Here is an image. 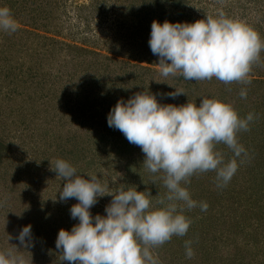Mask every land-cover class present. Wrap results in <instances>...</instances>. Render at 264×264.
<instances>
[{"label":"rangeland","instance_id":"1","mask_svg":"<svg viewBox=\"0 0 264 264\" xmlns=\"http://www.w3.org/2000/svg\"><path fill=\"white\" fill-rule=\"evenodd\" d=\"M3 6L10 8L17 30L0 31V249L19 248L16 237L31 225L32 246L20 249L23 255L32 264H68L55 241L60 229L70 231L78 223L70 217L77 201H59L63 181L50 170L57 158L71 162L78 174H97L113 189L120 174L117 184L147 189L153 201L166 193L162 180L152 183L162 174L146 170L141 149L107 124L117 100L144 89L161 104L199 106L201 98H218L241 118L253 113L244 144L264 151V52L251 84L225 85L215 78L162 77L148 44L153 20L192 23L217 10L264 38V0H0ZM174 88L186 95L167 96ZM242 138L239 133L243 145ZM218 148L226 161L232 157L226 146ZM260 154L255 160L242 156L223 188L216 186L215 172L191 177L186 187L192 199L207 202L208 209L185 213L192 221L187 234L155 250L161 264H264ZM111 199L98 198L93 216L105 215ZM187 240L195 253L191 259L185 255Z\"/></svg>","mask_w":264,"mask_h":264},{"label":"clouds","instance_id":"2","mask_svg":"<svg viewBox=\"0 0 264 264\" xmlns=\"http://www.w3.org/2000/svg\"><path fill=\"white\" fill-rule=\"evenodd\" d=\"M17 21L10 8L0 7V31L13 33ZM152 54L158 57L160 75L182 76L187 81H211L225 85L251 84L253 66L261 63L264 38L247 23L228 17L223 10L208 14L192 23L162 24L153 20L148 41ZM170 86V85H169ZM172 87V86H170ZM166 95L175 99L186 95L174 88ZM240 97H247L241 88ZM148 88L126 101L117 100L107 116L110 128L119 130L130 144L144 154L143 165L154 175L152 183L162 180L166 193L155 201L149 190L136 186L102 182L95 173L78 174L68 160L55 159L50 170L63 181L59 201L75 199L70 217L78 223L71 230L60 229L55 241L61 261L68 264H161L155 251L174 236L187 234L191 219L187 211L199 207L207 211V202L192 199L186 187L191 177L216 173V186L225 187L238 170V160L247 156L238 134L249 131L253 113L241 118L231 103L218 98H201L181 105L161 104ZM218 145L226 146L232 157ZM243 162L242 160L240 161ZM85 176L87 178H85ZM110 196L105 215L93 216L91 208L98 198ZM8 239H12L8 235ZM15 245L0 249V264H32L20 249L32 246L31 225L24 226ZM192 241H185L186 258L194 251Z\"/></svg>","mask_w":264,"mask_h":264},{"label":"trees","instance_id":"3","mask_svg":"<svg viewBox=\"0 0 264 264\" xmlns=\"http://www.w3.org/2000/svg\"><path fill=\"white\" fill-rule=\"evenodd\" d=\"M243 135V138H242V140H243V146H245L247 149H246V151H247V156L245 157V159H247V158H250V160L251 159H258V154H259V152H261V154H260V156H261V160H260V163H263V161H264V151L263 150H261V148H260V146H259V149H251V150H248V149H250L249 148V146L248 145H245L244 144V136H245V132H240V135ZM2 142L0 141V152H1V149L3 148L2 147Z\"/></svg>","mask_w":264,"mask_h":264}]
</instances>
